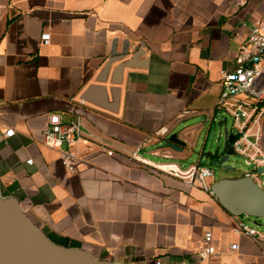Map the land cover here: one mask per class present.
Masks as SVG:
<instances>
[{"label":"crops","instance_id":"1","mask_svg":"<svg viewBox=\"0 0 264 264\" xmlns=\"http://www.w3.org/2000/svg\"><path fill=\"white\" fill-rule=\"evenodd\" d=\"M263 11L264 0H0V194L15 197L51 241L95 258L264 264V242L234 230L243 216L154 168L201 164L213 170L210 185L224 178L204 155L213 151L206 142L217 113L209 115L221 71L235 67ZM113 51L121 59L109 65ZM51 115L81 122L73 171L42 141ZM173 132L182 151L167 146ZM137 148L144 163L130 157ZM209 229L215 252L202 256Z\"/></svg>","mask_w":264,"mask_h":264},{"label":"built area","instance_id":"2","mask_svg":"<svg viewBox=\"0 0 264 264\" xmlns=\"http://www.w3.org/2000/svg\"><path fill=\"white\" fill-rule=\"evenodd\" d=\"M46 37L47 35H44V40ZM219 111L232 118L230 132L234 137L229 145L235 154L244 158L246 164H252L254 167L252 171H247L244 175L250 176L261 186L262 173H264V151L260 145L261 121L264 116V11L241 43L235 55V67L230 71H221L220 90L215 101V111L209 115V119L213 120L214 114ZM13 132L12 128H8L3 134L11 136ZM81 136L79 119L65 123L59 116L51 115L47 127L42 132V141L47 147L58 149L61 164L68 171H73L78 158L70 146L76 143ZM137 151L138 148L132 151L130 157L144 163ZM108 152L112 153V151ZM27 161L31 162V159ZM154 168L180 178L191 186L210 190L208 179L213 176V170L208 166L198 164L181 169L174 163H164L155 165ZM259 168L262 172H258ZM210 193L213 194L212 191ZM234 230L256 243L264 242V228L258 229L238 220ZM230 249H238V244L231 243ZM214 252L212 231L209 229L204 232L200 255L210 256Z\"/></svg>","mask_w":264,"mask_h":264},{"label":"water","instance_id":"3","mask_svg":"<svg viewBox=\"0 0 264 264\" xmlns=\"http://www.w3.org/2000/svg\"><path fill=\"white\" fill-rule=\"evenodd\" d=\"M123 52L122 55H126ZM113 51L109 65L121 58H116ZM124 61L117 66V71L129 66ZM107 69V67H106ZM104 70V73L106 71ZM99 81H104L100 79ZM114 83H117L116 81ZM226 117L217 122L223 135L222 150L219 147L204 155L214 160L215 165L223 169H232L227 164L230 155L235 154L229 143L234 135L227 125ZM167 146L175 151H182L186 142L176 133L167 137ZM258 172H262L259 168ZM264 181V173H262ZM210 190L218 203L231 215L254 218L253 224L260 226L258 219L264 218V188L250 176L224 177L215 180ZM0 264H118L111 260L91 256L80 248L65 247L51 241L47 235L24 213L19 201L12 196L0 194Z\"/></svg>","mask_w":264,"mask_h":264},{"label":"rangeland","instance_id":"4","mask_svg":"<svg viewBox=\"0 0 264 264\" xmlns=\"http://www.w3.org/2000/svg\"><path fill=\"white\" fill-rule=\"evenodd\" d=\"M220 116L226 117V121L224 122V125H227L229 129H232V118L228 116L227 114L222 113L219 111L217 113V119L215 120L214 124L212 125L209 133H208V139L206 142V150L211 149L214 150L216 147H219V152L222 150L223 145V135L221 134V127L217 126V122L220 120ZM200 142H195L193 150L188 153L185 157H183V166L184 168H187L189 164L194 162L195 158L197 157V150L200 149ZM185 152V151H184ZM227 164L232 167V169H223L219 166H214V172H215V178L220 177H234L238 175H242L243 173L247 171H252L254 169L252 164H246L244 158L241 155L238 154H232L229 156L227 160ZM264 188V182L262 184ZM245 219V222L248 225L255 226L258 229L264 228V218L258 219L260 222V226H257L256 224H253L254 218L243 216Z\"/></svg>","mask_w":264,"mask_h":264}]
</instances>
